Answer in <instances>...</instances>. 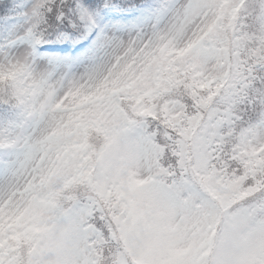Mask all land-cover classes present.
<instances>
[{
	"label": "snow or ice",
	"instance_id": "1",
	"mask_svg": "<svg viewBox=\"0 0 264 264\" xmlns=\"http://www.w3.org/2000/svg\"><path fill=\"white\" fill-rule=\"evenodd\" d=\"M0 264H264V0H0Z\"/></svg>",
	"mask_w": 264,
	"mask_h": 264
}]
</instances>
